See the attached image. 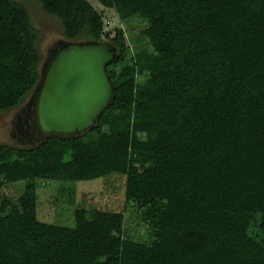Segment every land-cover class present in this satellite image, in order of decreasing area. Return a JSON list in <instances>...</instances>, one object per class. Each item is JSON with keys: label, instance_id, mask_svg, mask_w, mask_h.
<instances>
[{"label": "trees", "instance_id": "trees-1", "mask_svg": "<svg viewBox=\"0 0 264 264\" xmlns=\"http://www.w3.org/2000/svg\"><path fill=\"white\" fill-rule=\"evenodd\" d=\"M39 1L67 38L100 40L89 0ZM99 1L129 29L113 36V95L80 133L0 142V173L25 181L21 204L0 214V264H264V0ZM238 19L251 25L244 58L232 51ZM34 37L22 2L0 0V110L39 79ZM115 171L149 240L125 231L121 211L76 208L73 226L37 218L35 178Z\"/></svg>", "mask_w": 264, "mask_h": 264}, {"label": "rangeland", "instance_id": "rangeland-1", "mask_svg": "<svg viewBox=\"0 0 264 264\" xmlns=\"http://www.w3.org/2000/svg\"><path fill=\"white\" fill-rule=\"evenodd\" d=\"M27 8L32 26L35 30V44L39 52L40 61L38 68L39 79L29 90L23 101L9 109L0 110V142H8L15 145L28 146L38 142L45 133L32 139L28 135L31 127L23 128L22 110L31 101V95L37 92L44 64L56 47L66 40L89 39L85 32H81L75 38H67L63 33L61 19L55 13L46 10L39 0H17ZM97 9L103 19V34L100 40L115 43L113 36L116 31L128 27L120 21L115 9L104 5L99 0H89ZM142 20L133 19L129 25L139 28ZM109 33L108 36L105 33ZM251 32V25L238 19L233 29L232 51L245 57L246 43ZM128 35V34H127ZM137 42L136 45H138ZM134 50L135 45L131 43ZM225 82L234 85L235 77L226 75ZM228 91L221 93V105L227 99ZM22 117V118H21ZM34 118V114H32ZM36 118H34L35 120ZM33 122V120H31ZM36 121V120H35ZM37 123V121H36ZM126 176L121 172H109L103 176L86 180H60L45 177L35 178L36 213L42 221L58 223L61 225H74V210L84 208L88 212L94 208L109 211H121L124 213L125 231L132 237L140 240H149L151 233L148 222L144 220L139 208L134 203L125 200ZM24 180L12 181L9 174L0 173V214L14 205L21 204L24 193ZM255 228L252 229L254 231ZM254 233V232H253ZM180 264H203L197 262L181 261Z\"/></svg>", "mask_w": 264, "mask_h": 264}, {"label": "water", "instance_id": "water-1", "mask_svg": "<svg viewBox=\"0 0 264 264\" xmlns=\"http://www.w3.org/2000/svg\"><path fill=\"white\" fill-rule=\"evenodd\" d=\"M116 56L111 42L62 41L44 64L34 97L35 118L46 134L80 133L93 125L113 95L107 64Z\"/></svg>", "mask_w": 264, "mask_h": 264}, {"label": "flooded vegetation", "instance_id": "flooded-vegetation-1", "mask_svg": "<svg viewBox=\"0 0 264 264\" xmlns=\"http://www.w3.org/2000/svg\"><path fill=\"white\" fill-rule=\"evenodd\" d=\"M52 54V53H51ZM51 56V55H50ZM36 93H33L31 95V101L26 104V107L22 110V116H24L23 119V128L26 130L27 128L31 127V131L29 130L28 135L32 137V139L37 138L42 136L44 133L36 123V119L32 117V114L35 116V111H34V105H35V97ZM22 118V117H21ZM33 120V122L31 121ZM40 135V136H39Z\"/></svg>", "mask_w": 264, "mask_h": 264}]
</instances>
